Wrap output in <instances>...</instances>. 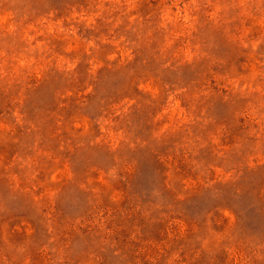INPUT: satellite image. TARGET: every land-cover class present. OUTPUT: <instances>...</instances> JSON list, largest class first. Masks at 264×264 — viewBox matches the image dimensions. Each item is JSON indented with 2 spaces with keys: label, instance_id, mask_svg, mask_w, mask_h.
<instances>
[{
  "label": "rangeland",
  "instance_id": "obj_1",
  "mask_svg": "<svg viewBox=\"0 0 264 264\" xmlns=\"http://www.w3.org/2000/svg\"><path fill=\"white\" fill-rule=\"evenodd\" d=\"M0 264H264V0H0Z\"/></svg>",
  "mask_w": 264,
  "mask_h": 264
}]
</instances>
